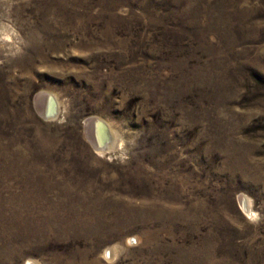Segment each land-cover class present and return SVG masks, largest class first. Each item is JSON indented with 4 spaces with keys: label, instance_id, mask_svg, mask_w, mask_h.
<instances>
[{
    "label": "rangeland",
    "instance_id": "obj_1",
    "mask_svg": "<svg viewBox=\"0 0 264 264\" xmlns=\"http://www.w3.org/2000/svg\"><path fill=\"white\" fill-rule=\"evenodd\" d=\"M29 263L264 264V0H0V264Z\"/></svg>",
    "mask_w": 264,
    "mask_h": 264
},
{
    "label": "bare ground",
    "instance_id": "obj_2",
    "mask_svg": "<svg viewBox=\"0 0 264 264\" xmlns=\"http://www.w3.org/2000/svg\"><path fill=\"white\" fill-rule=\"evenodd\" d=\"M52 100H53V102H52L51 108L47 112H45V115H46L47 118L48 117L49 118L56 117L57 116V113H58L57 102H56V100L54 98ZM39 101L41 102V100H39ZM42 113H43V111H42ZM52 113L53 114L55 113V116H52ZM106 127L109 129V127L104 122H100L96 118L95 119L93 118V120L90 119L87 122L86 132L88 134V137L91 140L92 144L96 146L95 148L100 153H103L106 150H108L110 148V146H109L110 141L111 142L113 141L112 140V134L110 132V129H109V134H110V137H109L107 135V132H106ZM100 130L103 131V136H101V137H99L97 135L98 134L97 132H99ZM105 132H106V134H105ZM104 141H106V143H104ZM108 152H110V151H108ZM242 203H243V206H244L245 210L247 212H249L250 206L248 205L247 201H245V199H242ZM107 253L109 254V252H107Z\"/></svg>",
    "mask_w": 264,
    "mask_h": 264
},
{
    "label": "water",
    "instance_id": "obj_3",
    "mask_svg": "<svg viewBox=\"0 0 264 264\" xmlns=\"http://www.w3.org/2000/svg\"><path fill=\"white\" fill-rule=\"evenodd\" d=\"M52 116H55V113L53 114L52 113ZM49 118V117H48ZM53 118V117H52ZM106 132H107V135L110 137V134H109V129L106 127ZM106 132H105V134H106ZM104 140V139H103ZM104 143H106V141H104Z\"/></svg>",
    "mask_w": 264,
    "mask_h": 264
}]
</instances>
